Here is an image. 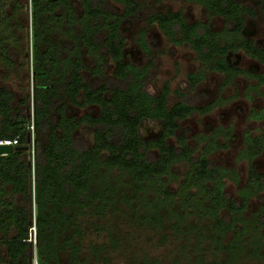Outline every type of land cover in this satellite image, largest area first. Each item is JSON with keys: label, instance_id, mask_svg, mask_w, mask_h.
Masks as SVG:
<instances>
[{"label": "trees", "instance_id": "trees-1", "mask_svg": "<svg viewBox=\"0 0 264 264\" xmlns=\"http://www.w3.org/2000/svg\"><path fill=\"white\" fill-rule=\"evenodd\" d=\"M149 1L155 0H0V66L15 64L25 33L32 77L31 99L15 103L0 87V141L15 140L18 148L0 157V263L31 264L34 253L38 264H79L87 213L97 221L119 213L153 231L167 223L178 235L195 234L196 249L207 241V252L222 264H236L247 252L264 264V205L242 219L249 198L264 191V170L254 165L264 151V133L243 138L238 159L247 162V179L235 201L224 187L237 176L210 159L226 144L201 135L194 150L179 126L212 110L213 103L196 106L189 99V89L207 73L223 75L221 88L244 76L264 98V75L241 70L231 58L242 52L264 66V42L244 34L249 21H264V0H185L220 18L221 31L210 19L188 22L179 11L142 16L171 43L189 47L201 65L187 75V90L174 92L173 103L166 86L155 95L147 91L153 73L146 31L131 38L143 63L124 57L122 27L137 20ZM90 107L97 116H75ZM250 116L263 119L264 108ZM145 123L159 127L155 137L142 136ZM181 163L187 173L171 191L165 183ZM191 212L196 221L184 228ZM202 218L211 224L206 235ZM32 228L35 249L28 241ZM246 232L251 239H243ZM106 249L96 244V260Z\"/></svg>", "mask_w": 264, "mask_h": 264}, {"label": "rangeland", "instance_id": "rangeland-1", "mask_svg": "<svg viewBox=\"0 0 264 264\" xmlns=\"http://www.w3.org/2000/svg\"><path fill=\"white\" fill-rule=\"evenodd\" d=\"M238 1L250 2V0ZM142 11L137 20L125 22L122 27V35L125 39L124 57L137 65L143 63L144 59L135 48L131 38L139 31H146L147 42L151 49L153 73L147 85V91L151 95H155L163 86H166L170 91V103H173L174 92L182 89L187 90V75L196 73L201 65L189 47L184 44L171 43L156 26L148 25L142 16L148 11L161 13L179 11L188 22H205L210 19V23L216 31H221L224 23L218 17L209 18L202 6L185 0H155L152 4L149 1ZM26 25L28 28L30 27L29 18ZM263 30L264 21L260 19L249 21L244 29V34L263 45ZM19 45L20 49L14 58L15 64L7 68L0 66V87L7 88L13 94L15 103L21 97L30 99L32 97L29 35L26 38L23 33ZM231 58L241 70L264 75V66L257 64L244 53L237 52ZM89 65L91 66L92 63ZM222 80L223 75L221 74L207 73L196 88L189 89V99L196 106L209 103L214 105L209 113L188 118L182 121L179 126L180 132H185L187 143L194 150L195 139L198 137L200 139L201 135L204 137L215 135L221 145L226 144L225 148L211 154L210 159L217 166L227 169L237 176L236 183L229 179L225 181L224 187L227 195L237 201L239 200L238 192L244 188L247 179V162L245 159H238V156L244 150L243 138L246 135L258 136L264 133V118L255 120L250 116L253 111L259 112L264 108V98L257 95L252 89L256 85L255 81L244 76L237 77L226 88H221ZM87 113L97 116L99 110L94 107L81 108L75 112V116L79 117ZM158 130L159 127L155 123H145L141 128V134L144 138H153L157 135ZM87 139L90 141L91 138L87 137ZM197 155L198 150L194 156ZM254 165L258 171L264 170V151L255 159ZM172 171L173 177L167 179L165 185L167 189L175 191L183 181L187 167L184 163L176 164ZM263 205L264 191H260L249 198L242 219H249L251 214L258 211ZM141 212L137 209V213L141 214ZM87 215L89 225H85L87 231L84 232V240L83 243L81 242V248L77 255L79 264H214L215 262L222 264L221 258L216 260L210 252H207V241L201 249H196L195 234L187 235L188 237L183 234L178 235L173 233L167 223H164L162 230L153 231L142 223L130 221L125 216L120 217L119 213H116V216L114 214L106 215V220L100 218L101 221L93 218L92 214L87 213ZM195 221L196 214L191 212V215L184 221V228L191 222L194 224ZM106 224L108 225L107 232L105 231ZM199 224L205 228V235L208 234L211 227L210 221L207 218H202ZM107 233L112 235L113 246L108 244ZM251 234V232H246L243 239H251ZM9 236L10 233L7 234V237ZM34 237L35 233L32 228L28 241L32 239L35 249ZM102 243L106 244L107 249L105 253L99 254L100 256L96 260V254L93 252L96 251V244ZM248 248H250V244ZM2 255L4 256V254ZM245 255L236 264H263L252 259L248 252ZM31 264H38L34 253Z\"/></svg>", "mask_w": 264, "mask_h": 264}, {"label": "water", "instance_id": "water-1", "mask_svg": "<svg viewBox=\"0 0 264 264\" xmlns=\"http://www.w3.org/2000/svg\"><path fill=\"white\" fill-rule=\"evenodd\" d=\"M17 150H18V148H15L11 145H1L0 146V157L9 155L12 152L17 151Z\"/></svg>", "mask_w": 264, "mask_h": 264}, {"label": "built area", "instance_id": "built-area-1", "mask_svg": "<svg viewBox=\"0 0 264 264\" xmlns=\"http://www.w3.org/2000/svg\"><path fill=\"white\" fill-rule=\"evenodd\" d=\"M1 145H11V146L15 147L17 145V142L15 140L14 141H0V146ZM33 232L35 233L34 230H33ZM29 242L32 243V239H30ZM33 243L35 244V237H34V242Z\"/></svg>", "mask_w": 264, "mask_h": 264}]
</instances>
